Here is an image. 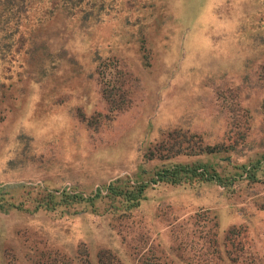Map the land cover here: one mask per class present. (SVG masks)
<instances>
[{
	"label": "rangeland",
	"instance_id": "rangeland-1",
	"mask_svg": "<svg viewBox=\"0 0 264 264\" xmlns=\"http://www.w3.org/2000/svg\"><path fill=\"white\" fill-rule=\"evenodd\" d=\"M55 30L50 76L32 67L19 109L0 94V186L88 199L171 164L234 174L264 155V0H132L101 24ZM256 177L152 185L130 212L107 200L99 213L0 212V264H264V162ZM215 214L223 259L205 254Z\"/></svg>",
	"mask_w": 264,
	"mask_h": 264
},
{
	"label": "trees",
	"instance_id": "trees-1",
	"mask_svg": "<svg viewBox=\"0 0 264 264\" xmlns=\"http://www.w3.org/2000/svg\"><path fill=\"white\" fill-rule=\"evenodd\" d=\"M131 2L132 0H0V94L6 96L10 93L8 100L14 105L13 101L16 97L13 93L24 92L21 84L24 80L32 78L31 73L35 71L32 69L33 66H40L39 71L41 75L44 74L43 77L50 76L46 65L50 60L48 57L51 40L47 34L56 29L54 33L71 35L83 27L101 24L121 7L128 6ZM140 21L145 23L143 19ZM37 42L46 44V48L42 46L39 49L36 47ZM12 67L16 70L9 74ZM12 77L16 80H12ZM6 79L12 80V83L9 85L5 82ZM18 107L20 105L16 109H19ZM262 162H264V155L249 166L235 165L233 166L234 174L223 170L218 171L211 163L171 164L156 169L147 181L136 179L131 182L128 177L117 178L104 186V195L96 191L88 199L65 189L60 191L49 190L39 185L7 184L0 186V212L8 213L17 210L28 214L38 212L63 214L75 206L84 205L83 207L91 212L99 213L96 203L103 200H107L111 211L122 209L130 212L139 207L146 198V192L153 189L152 185H188L193 188L205 184H216L228 189L237 181H258L256 174ZM216 214L207 220L213 222V229H215L212 233L215 238L214 250H206L205 254L211 253L223 259L222 255L225 257L227 252L220 247L225 248L226 245L218 241L220 233ZM182 245L181 242H177L176 248L169 247V254L183 249ZM98 258H102L101 254ZM176 259L177 257L169 264H176Z\"/></svg>",
	"mask_w": 264,
	"mask_h": 264
}]
</instances>
